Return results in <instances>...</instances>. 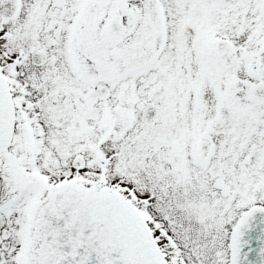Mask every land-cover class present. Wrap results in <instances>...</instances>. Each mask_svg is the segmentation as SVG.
<instances>
[{
	"label": "snow or ice",
	"instance_id": "6c2138e0",
	"mask_svg": "<svg viewBox=\"0 0 264 264\" xmlns=\"http://www.w3.org/2000/svg\"><path fill=\"white\" fill-rule=\"evenodd\" d=\"M0 264H264V0H0Z\"/></svg>",
	"mask_w": 264,
	"mask_h": 264
}]
</instances>
